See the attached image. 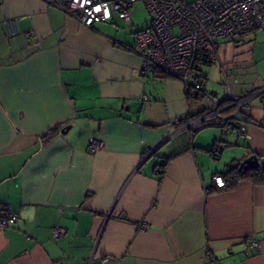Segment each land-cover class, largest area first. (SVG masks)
Wrapping results in <instances>:
<instances>
[{
	"label": "crops",
	"instance_id": "1",
	"mask_svg": "<svg viewBox=\"0 0 264 264\" xmlns=\"http://www.w3.org/2000/svg\"><path fill=\"white\" fill-rule=\"evenodd\" d=\"M236 40L217 41L219 86L199 68L205 91H258L241 114L259 120L264 57ZM132 43L113 20L86 27L44 0H0V203L17 215L0 264H264V185L212 183L251 154L264 167V129L188 127L211 102L144 74Z\"/></svg>",
	"mask_w": 264,
	"mask_h": 264
},
{
	"label": "built area",
	"instance_id": "2",
	"mask_svg": "<svg viewBox=\"0 0 264 264\" xmlns=\"http://www.w3.org/2000/svg\"><path fill=\"white\" fill-rule=\"evenodd\" d=\"M64 10L86 27L113 20L114 16L129 23L137 1H142L151 23L134 33L131 49L141 61V71L151 77L172 76L179 79L189 97L202 93L211 106L192 117L187 126L197 130L215 123L236 135L246 136V124L264 129V115L259 120L241 114L243 106L256 94L232 95L223 99L205 91V77L199 65L217 60V41L234 40L246 33L264 28V0H44ZM27 36L28 33H25ZM260 91V90H259ZM146 96H141L145 100ZM225 103L223 107L221 103ZM229 114H222L225 109ZM89 151L102 147L99 140L89 139ZM213 153L220 151L214 146ZM216 189L227 187L220 173L214 174ZM17 215L8 204L0 203V231L15 223ZM144 227L145 225L142 224ZM62 227H54L52 235L59 238ZM252 240L249 248L257 247Z\"/></svg>",
	"mask_w": 264,
	"mask_h": 264
},
{
	"label": "rangeland",
	"instance_id": "3",
	"mask_svg": "<svg viewBox=\"0 0 264 264\" xmlns=\"http://www.w3.org/2000/svg\"><path fill=\"white\" fill-rule=\"evenodd\" d=\"M113 21L116 23L119 30L124 32L125 37L128 41L133 42L134 33L138 30L147 28L151 23V17L148 11L146 10L142 1H137L134 5V9L131 15V21L129 23L119 19L117 16H114ZM107 22V21H106ZM237 46H245L250 53L254 52L256 55H261L264 57V28H260L256 33H246L242 37L236 38ZM200 70L206 71L207 68H211L208 73L207 81L209 83H214L219 86L222 83L223 73L220 70L218 63H212L210 65L200 64ZM222 76V77H221ZM232 140L234 139V134H227Z\"/></svg>",
	"mask_w": 264,
	"mask_h": 264
},
{
	"label": "trees",
	"instance_id": "4",
	"mask_svg": "<svg viewBox=\"0 0 264 264\" xmlns=\"http://www.w3.org/2000/svg\"><path fill=\"white\" fill-rule=\"evenodd\" d=\"M220 174L223 176L225 183L229 188L235 187L238 181L242 179H248L255 184L264 185V167H261L260 165L255 169H244L239 167V164H235Z\"/></svg>",
	"mask_w": 264,
	"mask_h": 264
},
{
	"label": "water",
	"instance_id": "5",
	"mask_svg": "<svg viewBox=\"0 0 264 264\" xmlns=\"http://www.w3.org/2000/svg\"><path fill=\"white\" fill-rule=\"evenodd\" d=\"M63 132V131H62ZM259 166L258 155L251 154L239 163V167L244 169H255Z\"/></svg>",
	"mask_w": 264,
	"mask_h": 264
}]
</instances>
